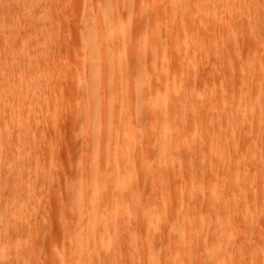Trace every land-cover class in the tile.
I'll return each mask as SVG.
<instances>
[{"label": "rangeland", "instance_id": "obj_1", "mask_svg": "<svg viewBox=\"0 0 264 264\" xmlns=\"http://www.w3.org/2000/svg\"><path fill=\"white\" fill-rule=\"evenodd\" d=\"M95 1L12 0L10 4L3 5L5 10H1L0 5V34L3 32L0 36H6L0 37V183H2L0 188L5 190L4 196L1 195L2 192L0 196L4 200L2 202L11 208L13 205L20 208L21 205L25 206V209L21 208L22 210L17 208V215L20 212V216L14 218L17 219L14 225L19 228V234H16L19 245L12 249H16L15 251L19 249L16 252L17 258L15 252L14 256L10 251L7 255L15 258L14 264H148V253H151L159 258L161 264H167V260H171L173 256V252L170 251L168 229L170 222L175 219L173 217L179 215L190 218L196 230L192 231L194 237L189 236L190 232L185 236L189 239L185 241L192 251V261L183 258V264H264L260 257L264 253V209L261 211L254 207L252 209L248 206L251 195L249 193L243 195L240 207L251 217L252 228L245 224L242 215H239L240 211L236 214L233 207L229 208L227 205V202L230 204L235 198L232 189L235 179L248 191L250 186L257 185L260 174L264 177V166L258 162L257 155L250 164L243 166L236 164L237 159L245 160L247 151L245 148H248L246 159L249 160L250 155H254L251 147L252 150L255 147L263 148L264 152V126L261 130L263 133L260 132L258 137L256 136L258 132L254 133L255 127L252 126L255 122L251 123L253 118L249 117L252 125L246 124L241 129H235L228 120L232 115L234 99L232 95L236 90L240 89L238 91L240 92L245 88L253 94L261 89V83L257 79L255 81L252 76L257 70L264 72V0H200L204 14L184 15L181 18L179 25L175 26L179 32H176V39L181 48L191 54L187 60H192V65L183 69L184 80L190 82V77L195 76L198 84L192 86L185 84L182 87L172 85L167 73L159 74L152 83L151 75L148 74L146 85L160 86L159 90L164 94V98L168 99L166 105L171 104L170 106L180 109L182 116L189 120L184 127L189 130L197 128L196 135L192 136L189 133L188 136L191 137L189 141L193 140L192 144L180 140V147L168 157L169 162L166 166L169 165V171L172 168L173 172V165H176L175 175L169 173L167 167L160 161V148L150 144L161 139L156 121L158 116L153 104L148 102L150 99L143 97L139 104H132L130 96L122 88L124 83L118 75L113 76L111 95L108 94L102 99V108L105 110L107 98H112L113 110L118 113V116L114 117L112 135L115 137L114 129L120 120L122 124L134 126L137 124L140 135L142 133V136L146 137H143L141 143L143 146L139 145L138 148L140 151L143 148L146 155L143 152V156L142 151L139 155L140 151H136V160L139 161L135 167H130L139 189L135 187L137 191L135 197L133 199L131 197L127 202V212L130 215L125 218L123 209L115 208V202H119L114 200L112 193L116 180L111 176L107 177L104 171L101 176L106 178L108 193L102 220L96 230L98 232L105 227H112L113 230L105 237L96 238L94 248L99 251V257H91L89 254L87 244L90 243L88 237L91 232L86 231V228L79 230L77 239L81 241L75 245L77 252H83L82 259L76 252L71 253L67 248L62 228L65 224L61 227V223H68L70 220L69 224L72 226L74 223L72 221L77 219L76 215L74 219L70 211H65L71 202L69 194L73 193V187L77 185L74 181H78L79 178L76 177H79V173L85 178H89L90 175L86 164L83 163L82 154H85L88 147L89 136L83 128L85 108L81 101L82 95L79 93L80 63L81 59L88 57L84 53L80 38L88 21L85 18L88 17V12L92 11ZM162 2L167 13L172 14L176 11L177 7L173 0ZM86 3L88 6L91 5L90 11L86 8ZM146 8L152 10V6ZM89 16H92L89 19L92 21L94 16L90 14ZM165 20L167 21L165 27L170 25L174 28L172 15H167ZM41 25L46 33L43 29L39 31ZM10 26L12 29L16 27L17 30L15 29L13 33ZM53 26L55 27L52 28ZM46 27L54 31L57 28V33ZM9 30H12L11 34ZM188 30L194 39L183 38V32L186 33ZM180 31H183L182 35ZM42 32L46 36L42 35ZM100 39L101 31L97 29V44L99 43V49L102 51ZM193 42L196 43L192 45ZM8 52H11L10 56ZM165 54L164 59L158 55L163 62V68L176 70L178 59L173 48L168 47ZM11 57L15 58L11 60ZM104 57L98 56L97 60L100 61ZM6 58H9L8 61L4 60ZM31 58L41 64V70L37 69L36 63L33 68L37 70L33 69L34 72H31L33 71ZM117 58L119 57H115L116 60ZM244 82L249 85H238ZM170 86L175 92L168 93V96L167 89ZM105 87L106 81L102 76V94ZM260 92L259 99L248 101L241 98L238 103L245 108L249 106L245 101L263 104L264 87ZM194 98H197L198 103L194 102ZM126 106H131V113L127 118L123 116L120 118L119 114L122 115ZM259 115L264 117V106L259 110ZM17 125L22 127L25 125L27 133L24 130L25 133L19 134L16 130ZM4 126L10 129L8 133L2 131ZM217 131L229 132L230 141L223 139L216 143V146L213 145L212 137ZM100 137L102 146L104 135ZM147 137L154 139L150 138L151 141H148ZM188 138L185 137L183 140ZM246 142L249 143V147ZM188 143L191 147L186 145ZM234 149L237 151H233ZM216 152H219V156L215 155ZM190 153L192 158L188 156ZM210 153L213 158L210 157ZM113 166L117 168V161L116 165L113 164L111 167ZM181 167L185 170L178 172V169L182 170ZM24 169L28 176L25 175ZM186 171L187 173L190 171L191 174H185ZM35 187L37 193L34 197ZM66 188H70L72 193ZM172 190L180 192V199L173 201L171 199L167 203L165 199ZM66 192L69 193L68 200ZM33 199L37 200L35 205L37 208L38 205L41 206L38 213ZM65 200L69 203L66 204L68 207L60 205L62 201L66 203ZM219 203L221 206L227 205L230 210H225L227 208L225 205V208L222 206L224 210L220 209ZM100 205L101 199L98 198L95 207L98 208ZM216 206L223 212L217 213ZM61 209L64 210L63 213ZM167 209L172 210L168 216ZM88 210V205H83V211L87 213ZM237 216L240 218L237 219ZM219 218H227L229 225L222 228L219 225ZM24 224L27 227L22 228ZM85 224L83 222L84 227ZM196 232L198 235H195ZM2 258L3 260L0 257V264L9 261L8 256Z\"/></svg>", "mask_w": 264, "mask_h": 264}, {"label": "bare ground", "instance_id": "obj_2", "mask_svg": "<svg viewBox=\"0 0 264 264\" xmlns=\"http://www.w3.org/2000/svg\"><path fill=\"white\" fill-rule=\"evenodd\" d=\"M162 1L163 0H96L95 1L96 3L92 5L93 9L90 8L91 5L88 6V4L86 3L85 5L86 8L89 11L92 9V11L90 12H88L87 10L88 15L86 14L87 12H85L86 9L84 7L85 9L84 14L88 16V17L86 16L87 18H85V20L88 19V21H87L86 26L84 27V31L81 35L80 42L81 44L83 43L82 48L84 49V53L85 55H87L88 58L81 59V63H80L81 92L79 89V93L82 95L81 101H83L84 108H85L83 128H84V131L89 136L88 145H87L88 147H86L85 149L86 150L85 154L84 153L82 154L84 155L83 163L86 164V167L90 175H89V178H85V176L82 175L81 173H79L80 175L78 174L79 177H76V178H79V179L78 181L75 179L76 182L74 181V183H77V185L76 187H73L74 189L73 193L70 190V188H66L68 192L71 191L70 193H72V194H69L68 192H66L67 200L69 198L67 194L70 195L71 202H69L70 203L69 207L66 205L68 203L66 202L67 200H65L66 203H63V201L62 203H60V205L62 204V207L64 206L68 207L65 209V211L66 212L70 211L71 214L70 212L68 213L70 215H73L74 219H75V215L77 216V219H76L77 221L76 220L72 221L74 223L76 222L75 223L76 225H74L73 223L71 226V224H69L70 222L69 220L68 223L62 221L63 223H61V227L63 224H65L62 227L64 228V230L62 229L64 232V241H65L64 243L67 244V248L71 251V253L76 252L80 259H82L83 257L82 256L83 252L82 251L77 252V249L75 247L76 243L81 241L80 239H77L79 230L81 231L82 229L86 228L87 229L86 231H89V233L91 232L90 236L88 237L90 238L91 244L90 243L87 244L88 249H89V254L91 255V257L93 256L99 257V251L96 248H94L96 238L98 239L101 237H105L106 235H109L113 230L112 227H105L104 229L101 228L99 229L98 232L96 230L98 224L101 223V220H102V214L104 212L103 208L105 206L106 194L108 193V190H106V183H105L106 178H103L101 174L105 171L107 174V177L111 176L112 178L116 180V185L112 189V193H113L114 200L116 199L119 202H115V208L116 209L122 208L123 209L122 212L125 218L126 216L130 215L127 212V202L130 201L131 197L132 199L135 197V194L137 193L136 188H138V184H135L136 182L133 179L134 178V174H132L133 170L130 169V167H133V166L135 167V164L137 163V161H139V159L136 160L137 159L136 151L137 152L140 151L138 149L139 145L143 146V144L141 143H143V137H145V135L142 136V133L140 135V130L138 127H136L137 124L135 126L131 124L127 125L125 123L122 124L120 120H118V123L116 124V129H114L115 137L112 135L113 125L115 124L114 117L118 116V113H116L113 110L112 98H107L106 104L104 103L106 107L105 110L102 108V101H103L102 99L108 94L111 95V91L113 89L111 86L113 76L116 77L118 75L121 82L124 83L122 85V88L126 91V94L130 96L132 100L131 102L132 104H135V105L139 104V100L143 99V97H148V99H150L148 102L153 104V108L156 110V115L158 116L156 121L158 123L157 125L160 128V138L161 139L159 141L158 140L152 141L150 142V144L152 143L153 146L160 148L159 159H161L160 161L164 163V166L168 164L169 162L168 157L170 156V154L180 147V140L183 141V143L184 141L188 142L189 139L191 138V137L188 138L189 133L192 136L197 134V128H193L192 130H189L187 127H184L188 123L189 120H186L185 117L182 116V114L179 111L180 109L170 106L171 104L166 105L168 99L164 98V94H162L161 90H159L160 86L159 87L158 86L149 87L148 85H146V79H147L148 74H150L151 75L150 77L152 79L151 81L152 83H154L156 77H158L159 74L167 73V75L169 76L168 79L170 80V83L172 85H179L182 87V86H185V84H190L191 86L198 84V79L195 76L190 77V82H186L184 80L183 69L185 67H188V65L190 64L192 65V60H189V61L187 60L188 55H191V54L184 51L181 48L180 43L177 42V39H176V35H177L176 29L177 28L175 29V26L177 24L179 25L180 21L182 20L181 18L184 15L186 16V15L192 14V16L193 15L196 16V14L202 15L204 13H203V10L201 9L200 0H173V3L177 8H176V11L173 12L172 14L167 13V11L165 10L164 2ZM10 2H12V0H0V5L2 7L1 10H5L3 5H6V3L10 4ZM147 6H152V10H148L149 8L147 9L146 8ZM89 14L94 16V19L91 18L92 21L89 20L90 17H92V16H89ZM167 15H172V23H173L174 28L171 27L170 25L168 27H165V23H167V21L165 20V17H167ZM190 19H192V17ZM190 19H188L189 23H190ZM41 26L39 27V29L41 28ZM54 27L55 26H53L52 28ZM52 28H49V29H52ZM15 29L13 28L12 29L13 31L12 30L11 31L14 33L17 30ZM42 29L44 31L43 26L39 31H41ZM47 29L46 31L49 32L48 31L49 29L48 30ZM97 29L101 31L100 40L103 45L102 51L99 49V46H98L99 43L97 44ZM52 30L54 31V29ZM189 30L186 33H184L183 31H180V34L181 32H183V35H184L183 38L185 40L191 38V35H190L191 33L189 32ZM11 31L9 30L10 34H11ZM56 31H57V28L55 29L54 33H57ZM44 32H42L43 33L42 35H44ZM2 33L0 34L1 36L3 35ZM10 34H9V37L12 38ZM16 35H17V32L15 36ZM12 36L15 37L13 34ZM4 37L6 36H3L1 38H4ZM41 37L42 36H40V38ZM46 39L44 40L48 42ZM191 39H194V37ZM194 43L196 42H193L192 45H194ZM168 47L173 48V51L175 52V56L178 59L177 60L178 68H176V70H172L171 68H167L165 70L162 66L163 62L160 61V58L158 56L160 55L164 59L166 55L165 52L168 49ZM20 49H22V47ZM9 53L11 52H8V54ZM102 55H104L105 57L102 58L100 61L97 60V57L102 56ZM115 57H119V58H117L116 60ZM13 58L15 57H11V60ZM8 59L6 58L4 60L8 61ZM28 61L31 62V60H28ZM36 63H37L36 65L37 69L41 70L40 68L41 64L39 62H35L34 60H33L31 70L35 69L33 68L34 67L33 65H35ZM30 66L31 65H29V67ZM102 66L104 67L102 68ZM37 69H35V71ZM31 72H34V70ZM102 76L104 77L106 81V87H105L104 94H102L103 89L101 88ZM252 77L255 81L257 79L259 83H261L260 85L261 89L259 91L256 90V92L253 94L245 88H242V91L240 92H238L240 89L236 90L235 91L236 93H233L234 95H232L234 97L233 105L231 107L232 115L231 117L228 118V120L230 121L228 122L230 123V125H233L235 129H241V127H244L246 124L249 125L255 122L254 125L252 124L251 125L255 127V131L254 130L253 131L254 133L258 132L256 136L258 135L259 137V133L262 132L261 130L263 129V126H264V117L262 115H259V110L263 108L264 103L260 104L261 102L258 103L257 101H253L250 103L248 101L259 99V93L261 94L260 91L262 90V87H264V72L257 70L253 74ZM235 84H237V81ZM238 85L246 86L249 84L247 82H244L242 85L240 84ZM250 86H252V83H250ZM172 89H173L172 86H170L167 89L168 96H169L168 93L172 94L173 92H175V90H172ZM241 98L248 100V101H245L246 103L249 104L247 108L241 106V104L238 103V101ZM196 99L197 98H194L193 100L195 103H198V100ZM170 101L171 99L169 98V102ZM82 108L83 107H81V109ZM104 113L105 115L103 116L102 114ZM130 113H131V106H126L125 111L122 113V115L119 114V117L121 118L123 116L124 118H127ZM249 117L253 118L251 120V123L249 121ZM260 118L262 120H260ZM23 127L20 125H17L16 130L19 134L25 133L24 130H26L25 128L27 127H25V125ZM9 130L10 129H8L7 126H4L2 131L5 133H8ZM26 133H27V130H26ZM100 135H104L102 146H100V139H101ZM228 136H230L229 132H223V131L215 132L214 136L212 137L213 145H215L216 143H218L219 141L223 139L229 142L230 140L228 141V139H231V138H229ZM185 137L188 139L183 140ZM150 138H148V141H151V139L152 140L154 139V138H151V139ZM192 141L193 140L189 142H191L192 144ZM189 144L190 143L186 145L188 146ZM246 144L248 145V147L250 146L249 143L246 142ZM189 147L191 146L189 145ZM255 148L254 150H252L253 147L250 148L251 151H254L253 152L254 155H250L251 156L250 160L246 159L248 148H245V151L247 150L245 152L246 153L245 160L239 161V159L235 158V160L237 159L240 162L238 163L237 161V163L236 162L235 163L237 165L242 164L241 166L247 163L250 164L253 161L254 157H256L257 155L258 162L263 167L264 166V154H262L264 153L263 148L262 149L261 148L259 149L258 147H255ZM143 150L144 149L142 148L141 150L142 155H143V152L146 155L145 151ZM190 150L192 151L193 149H190ZM190 150H188V152ZM213 150H211V153H213ZM235 150L237 151V149H234L233 151ZM141 151L139 155L141 154ZM211 153H210V157L213 158L212 157L213 155H211ZM218 153L216 152V154L215 153L214 154L217 156ZM215 155H214V158H215ZM188 156H191L192 158V153H190V155ZM220 158H223V157L220 156ZM115 160L118 163L117 168L114 166L111 167L113 164L116 165ZM159 165L163 168L160 162H159ZM174 166L176 167V165H173V172H171V169H172L171 167L169 171V165L166 166L167 167L166 170L169 173L171 172L172 174L175 175L177 172L175 171L176 168L174 169ZM182 167L184 168L183 165ZM183 168L181 171L178 169V172H183L185 170ZM188 169L189 168H187V170ZM188 173H190V171H188ZM188 173L186 171L185 174H188ZM25 175L28 176L26 171H25ZM260 176L261 177L258 179L257 185L254 187L250 186L248 191H246L241 185V183H239L235 179L233 181V186L231 184L232 189L234 190L235 198L233 199L232 203L229 204V202H227L228 207L229 206H230L229 208L233 207L232 209L236 212V214H239L241 212L239 215H242L243 220L245 221V224L247 226H251L252 228L253 226L251 225L252 224L251 217L247 216L246 211L244 209L242 210V208L240 207V203L242 202L241 199L243 195L249 193L251 195V201L248 203V206L251 208L254 207V209L258 211H261L264 209V177L261 174ZM37 180H39V176L37 177ZM54 183L55 181L53 182V184ZM36 184H37V181H36ZM1 189L3 188H0V193L2 192L1 195L4 196L5 190L4 189L1 190ZM174 189L175 188H173V190ZM35 190L36 192L34 193V197L37 193L36 187H35ZM173 190L168 195V197L165 199V202L168 203V201L171 199L172 201L173 199H180V192L177 190L176 191H173ZM62 197H64V195ZM98 198L101 199L102 205L96 208L95 205L97 203ZM2 200L3 199L0 196V257H1V260H3L2 257L8 256L9 261H11L10 259L12 257H10L9 251L12 252V255L14 254L13 252H15V258H17L16 252L19 251V249L15 251L16 249L14 248L15 250H13L12 248L15 247L16 245H19L17 244L18 236H16V234L19 232L18 231L19 228L17 229V227H15L16 225H14L15 224L14 221H16L17 219L14 220V218H16V216L18 215L20 216V212L17 215V208L19 209L20 207L19 206L16 207L13 205V207L11 208V206L2 202ZM36 201H37L36 199H33L34 207L35 209H37L36 212L38 213V211H40L39 208L41 206L38 205L39 208H37V206H35ZM85 204L88 205L89 207V210L87 213L83 211V205ZM224 205L222 206L224 207ZM227 205L225 206L227 207ZM24 207L25 206L21 205L22 209ZM221 207L220 209L224 210L225 207L224 208L223 207L221 208ZM228 207L225 210L229 209ZM21 208L19 210H22ZM63 209H61L62 213L64 212ZM168 209L166 210L168 211L166 212V215L168 213H172V210L169 211L170 209L169 210ZM220 209L219 207H217L216 212L221 213L222 210L220 211ZM66 212L65 214L67 215ZM172 215L175 216L174 214ZM234 215L235 213L233 214V216ZM178 216L173 217L175 219L174 221L173 220L171 221L172 224L170 222V227L168 229L169 230V235H168L169 245L171 246L170 251L173 252L172 253L173 256L171 257V260H167L168 261V263L166 262L167 264H183L182 262L183 258L189 260L190 262L192 261V255H191L192 251L188 248V245L186 244V241H185V239L187 240L189 239L186 238L185 236L188 232H190L189 236L192 235L194 237V233L192 232L195 230L194 224H192L190 218H184V217H181V216L178 217ZM68 218H69V215H68ZM238 218H240V216L239 217L237 216V219ZM84 219L86 220V222ZM82 221L84 222V224L86 223L85 227L83 226ZM219 225L222 226V228H225L227 225H229V220L227 218H224V219L219 218ZM25 226L26 225L24 224L22 228H24ZM253 231H255V229ZM96 232H97V235H95ZM225 232H228V231H225ZM25 234L26 233H24V235ZM196 234L198 235V232H196L195 235ZM7 252L9 253L8 255H7ZM260 257L261 259L264 260V253H262ZM15 258L14 259L12 258L13 260L11 261V264H14L13 261L15 260ZM9 261H5V263L2 262V264L3 263L9 264L10 263ZM158 261H159V258L157 256L151 253L150 254L148 253V257H147L148 264H161V261L159 262ZM15 263H16V260H15Z\"/></svg>", "mask_w": 264, "mask_h": 264}]
</instances>
